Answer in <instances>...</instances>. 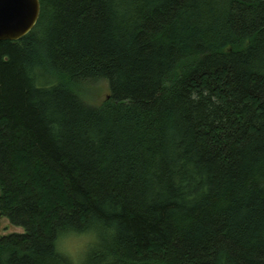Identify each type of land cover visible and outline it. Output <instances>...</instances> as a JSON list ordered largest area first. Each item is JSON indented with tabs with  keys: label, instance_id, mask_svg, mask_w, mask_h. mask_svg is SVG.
I'll return each mask as SVG.
<instances>
[{
	"label": "trees",
	"instance_id": "trees-1",
	"mask_svg": "<svg viewBox=\"0 0 264 264\" xmlns=\"http://www.w3.org/2000/svg\"><path fill=\"white\" fill-rule=\"evenodd\" d=\"M39 1L0 41V264L92 216L88 264H264V0Z\"/></svg>",
	"mask_w": 264,
	"mask_h": 264
},
{
	"label": "clouds",
	"instance_id": "clouds-1",
	"mask_svg": "<svg viewBox=\"0 0 264 264\" xmlns=\"http://www.w3.org/2000/svg\"><path fill=\"white\" fill-rule=\"evenodd\" d=\"M108 211V206H103ZM115 232L103 218L92 216L82 225L68 221L59 223L51 238L52 251L62 257L65 264H88L89 257L102 249ZM107 264V259L105 261Z\"/></svg>",
	"mask_w": 264,
	"mask_h": 264
},
{
	"label": "water",
	"instance_id": "water-1",
	"mask_svg": "<svg viewBox=\"0 0 264 264\" xmlns=\"http://www.w3.org/2000/svg\"><path fill=\"white\" fill-rule=\"evenodd\" d=\"M39 0H0V41H16L37 23Z\"/></svg>",
	"mask_w": 264,
	"mask_h": 264
},
{
	"label": "rangeland",
	"instance_id": "rangeland-1",
	"mask_svg": "<svg viewBox=\"0 0 264 264\" xmlns=\"http://www.w3.org/2000/svg\"><path fill=\"white\" fill-rule=\"evenodd\" d=\"M91 93L97 94L94 97V101H101L106 96L107 89L105 86H101L100 90L94 88ZM87 94H89V93L86 92L85 96H88ZM90 103H92V102H90ZM92 104H95V103H92ZM22 231H23L22 228L12 226L6 218L0 219V236L6 235L9 233H20Z\"/></svg>",
	"mask_w": 264,
	"mask_h": 264
}]
</instances>
